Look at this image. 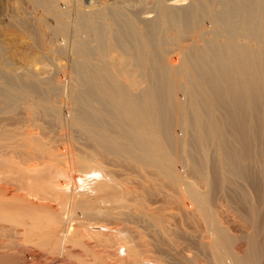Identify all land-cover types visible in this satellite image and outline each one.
Returning <instances> with one entry per match:
<instances>
[{"label": "bare ground", "instance_id": "bare-ground-1", "mask_svg": "<svg viewBox=\"0 0 264 264\" xmlns=\"http://www.w3.org/2000/svg\"><path fill=\"white\" fill-rule=\"evenodd\" d=\"M107 1L84 11V0H29L43 12L36 21L40 29L46 21L42 16H47L55 23L49 31L71 41L70 50L50 47L51 54H70L68 80L38 79L28 69L19 75L11 63L2 61L9 72L0 63V114L21 109L32 117L40 114L86 142L78 155L70 148L56 154L32 132L0 128V233L13 240L0 244V264H28L31 251L25 244L36 241L34 236L39 250L60 260L67 256L85 264H158L149 252L145 255L142 234L129 225L140 212L161 233L163 218L135 205L131 193L101 170L98 159L150 171L172 188H184L208 240L200 241L198 255L187 264H260L264 0H158L152 21L128 10V4ZM203 18L210 22L209 30L201 25ZM21 26L28 28L22 24L19 30ZM186 39H191L188 45ZM170 50L180 55L179 64L168 59ZM63 97L67 116L58 105ZM252 113L257 114L256 134ZM175 120L181 137L173 133ZM252 142L257 169L244 164ZM176 158L204 191L179 175ZM11 180L19 189L9 187ZM244 185L254 190L255 201ZM218 196L241 206L244 219L254 227V234L245 238L250 248L242 254L234 247L238 238L216 216ZM53 200L57 208L50 204ZM29 257L35 261L39 256Z\"/></svg>", "mask_w": 264, "mask_h": 264}, {"label": "rangeland", "instance_id": "rangeland-1", "mask_svg": "<svg viewBox=\"0 0 264 264\" xmlns=\"http://www.w3.org/2000/svg\"><path fill=\"white\" fill-rule=\"evenodd\" d=\"M157 1L158 0H108L107 2L108 4L117 2L118 4L125 6L128 4L130 6L127 7L128 10H130L131 12L133 11V13L137 15L138 13H140V17L144 20L149 18L148 20L152 21L154 20L153 17L155 16V14H153L154 12L152 11H154ZM164 1H169L167 4H171L172 2V0ZM188 2L189 0L186 1V3ZM100 3L101 0H84V7L82 5V10H84L85 8L86 11L93 10L94 7L98 8L100 6ZM140 3L143 5L137 7V5H139ZM62 5L63 4H61V9H64V5ZM34 9L35 8H32L29 0H0L1 66L4 68L5 65L2 64V61H7L9 62V64H12H10L11 70H13V72H15L16 74L18 73L19 75L23 73L22 71H25L24 69H26V71L28 69L34 75L38 76V79H47L49 77H53L54 79L59 78L60 80H68L70 77V54H68L67 57L58 56L54 53L51 54L50 47L67 46L70 50V46L68 45L71 44V41L70 39H68V41H64L61 36L55 35L52 33V31H49L52 30L55 23L52 18H49L47 16H42L43 19H46V21H44L45 27L43 26L40 29L36 21L38 17H41V14L43 15V12L41 13L42 10L40 9H35V11ZM140 11H143L142 13L148 12V14L145 16ZM205 19L206 18H203L201 20V25L209 30L211 28L210 22L208 21V19H206L207 21ZM22 24H27L28 28L24 30L21 26L22 30H19L20 25ZM39 32H42L41 38H39ZM54 35L56 36V38L54 37ZM190 42L191 39H186L184 41V44L188 45ZM177 53L178 52H176L175 50H170L168 52V59L170 60V62L172 61V63L174 64L180 63L181 57ZM178 58L180 59L178 60ZM27 62H31L33 64V67L29 69L27 67ZM60 66H62V69L60 68ZM4 69L5 71H10L7 69V67H5ZM62 73L64 75H62ZM0 84H3L2 79H0ZM176 95L178 99H183L182 93L180 91L177 92ZM63 98L66 100V102ZM63 98H61L62 100H58V105L62 107L63 115L67 116L68 109L66 106L68 104V101L65 97ZM63 100L65 103L63 102ZM59 102L62 105H60ZM21 110L16 114H0V128H3L9 133L20 134L24 132H32L35 137H39L41 143L45 145L47 149H50L56 154H64L67 152L65 148H67V150L70 148L72 149L71 151L74 154L77 153L75 155H78V152L86 149V142L80 139L79 136L77 137V133L65 129L62 130L63 128L61 129V127L56 126L57 124L46 116L36 114L35 117H32L29 116L25 112V110L23 112H21ZM23 113H26V115ZM251 118L253 120V133L256 134L257 114L254 115L252 113ZM33 127H35L34 131H32ZM29 129L30 131H28ZM73 133H75L76 136ZM173 133L178 137H181L183 133L181 127L176 123V120L175 122H173ZM256 160L257 148L255 143L252 142L250 154L248 153V158L246 159V162H244V164H250L253 169H257ZM96 162L101 164L102 171H104L106 174H109V177H111L114 181L119 183L124 189L128 190L131 193V196L134 197V204L141 207L142 211H145L147 213H156L158 216L160 215V217L163 218L164 223L161 233L157 230L156 224L149 218L144 217L142 215L143 213L140 212H135L137 217H135L134 223H130L129 225V227L131 226V229H135L133 231L140 232V235L142 234L141 241L143 245L146 244L143 251H147L145 255L148 254V252L151 254H148L149 256L146 255L151 258L150 260H153V262L155 263L158 262V264L159 262L160 264L162 262V264H187L188 259L196 258L194 256L198 255L197 252H199V244L202 241L207 242L208 240L207 238L205 239L206 230L205 228H203L204 222L194 211L189 194L184 190V188L183 190L172 188L166 180L155 177L152 172L144 171L145 173H141L142 171H139V169L131 166L129 167L127 166V164L122 162L101 161V159L96 160ZM60 168H62V170L65 169L64 164H61ZM175 168L181 177L188 178V182L194 183V181H196V178H194L186 170L183 160L176 158ZM80 177H82V175L78 174L77 183L80 181L78 179ZM8 184L9 187L14 190L19 189V184L15 181L11 180L8 182ZM68 185L73 189V185H71V183H69ZM77 185H79V183ZM194 185H197L196 187L200 191H204V188L202 187L203 185H201L199 182L196 181ZM244 188L247 190L248 195L252 198V200L255 201L256 195L254 190L247 185H244ZM88 195H86L85 198H87ZM229 201L230 200L218 196L214 204V210L216 212L217 218L221 221V224H223L222 226H225L224 228L228 230L233 237L238 238L237 243L234 247L237 253L242 254L244 251H247L250 248L245 238L249 237L248 235L254 234V227L250 225L249 222H247V216H245L244 214L246 212L242 211L241 206L234 204L232 201H230V203ZM50 204H52L56 208L58 206L56 200L51 201ZM130 210L137 209L130 208ZM262 216L264 217V211L261 215V220L264 222V218ZM244 217L246 219H244ZM263 227H261L263 231L257 235V241L259 242L258 245L263 247V255L260 259V264H264ZM10 237H12V235L9 236L6 232L0 233V244H7V242H9V240L11 239ZM32 238L36 239V241L31 239V242V240L29 239L30 242L28 241L25 244V248L26 250H28V252L31 251V254L33 255L38 254L39 257L37 258L38 260L36 259L35 261H31L32 258L29 257V255L31 256V254L28 253V259L26 260V262L28 261V264H85L83 263V260L81 261L76 257L67 256L62 258L63 260H60L57 257L58 261H56V255L53 256L52 253L50 254L47 251L39 250V248L36 247L38 242L37 238H35V236ZM6 250L8 249L6 248ZM78 250L81 251L82 249L79 248ZM181 259L184 261H182ZM29 261H31V263H29ZM19 262L17 261V263ZM19 264H22V262Z\"/></svg>", "mask_w": 264, "mask_h": 264}]
</instances>
